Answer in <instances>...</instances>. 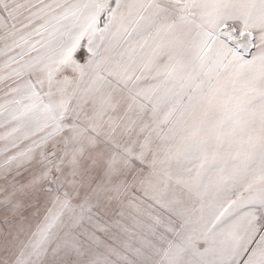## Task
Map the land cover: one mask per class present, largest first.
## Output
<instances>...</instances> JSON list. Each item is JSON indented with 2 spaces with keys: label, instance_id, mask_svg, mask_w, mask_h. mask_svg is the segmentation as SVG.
Returning <instances> with one entry per match:
<instances>
[{
  "label": "snow or ice",
  "instance_id": "1",
  "mask_svg": "<svg viewBox=\"0 0 264 264\" xmlns=\"http://www.w3.org/2000/svg\"><path fill=\"white\" fill-rule=\"evenodd\" d=\"M0 264H264V0H0Z\"/></svg>",
  "mask_w": 264,
  "mask_h": 264
},
{
  "label": "rangeland",
  "instance_id": "2",
  "mask_svg": "<svg viewBox=\"0 0 264 264\" xmlns=\"http://www.w3.org/2000/svg\"><path fill=\"white\" fill-rule=\"evenodd\" d=\"M144 222L145 224L150 223V221H148L147 218H144ZM144 232L145 234H147V228L144 229ZM133 242H137L135 237L133 238Z\"/></svg>",
  "mask_w": 264,
  "mask_h": 264
}]
</instances>
